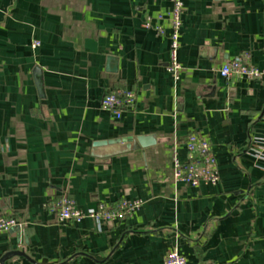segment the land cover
I'll use <instances>...</instances> for the list:
<instances>
[{
	"label": "crops",
	"instance_id": "crops-1",
	"mask_svg": "<svg viewBox=\"0 0 264 264\" xmlns=\"http://www.w3.org/2000/svg\"><path fill=\"white\" fill-rule=\"evenodd\" d=\"M183 2L175 81L160 19L173 0H0V214L24 223L0 232V264H164L174 247L191 264H264V161L251 153L264 147V78L219 73L244 52L264 69V0ZM117 87L137 94L119 118L100 106ZM191 132L210 140L217 184L175 182ZM129 136L154 143L94 155ZM64 194L83 210L142 204L75 223L50 209ZM11 251L25 256L1 261Z\"/></svg>",
	"mask_w": 264,
	"mask_h": 264
},
{
	"label": "built area",
	"instance_id": "built-area-1",
	"mask_svg": "<svg viewBox=\"0 0 264 264\" xmlns=\"http://www.w3.org/2000/svg\"><path fill=\"white\" fill-rule=\"evenodd\" d=\"M183 13V0H173L171 10L166 15H160V19L167 17L170 21V49L166 70L175 81L180 79L183 69L179 59ZM145 27H152L150 18L145 22ZM155 29L160 35L165 33V29L161 25H156ZM39 45V40L33 41V47H38ZM219 73L226 79L234 75L256 80L264 78V69L251 62L249 52H244L226 61L219 68ZM136 100L137 94L134 90L117 87L103 96L100 106L119 118L123 112L135 108ZM185 143L187 149L186 160L181 161L177 157L174 159L173 178L175 182H185L192 186L217 184L220 182L221 176L217 169V158L210 140L202 134L191 132L188 134ZM251 153L256 161H264V147L252 148ZM141 204V200L121 199L114 203L99 202L96 206L83 210L77 206L76 201L71 196L64 194L50 203V209L57 213L60 221L80 223L88 217L101 223L103 221H114L131 216L139 209ZM23 225L24 223L14 216L0 214V232L14 228L21 229ZM164 264L191 263L177 247H174L168 251Z\"/></svg>",
	"mask_w": 264,
	"mask_h": 264
},
{
	"label": "water",
	"instance_id": "water-1",
	"mask_svg": "<svg viewBox=\"0 0 264 264\" xmlns=\"http://www.w3.org/2000/svg\"><path fill=\"white\" fill-rule=\"evenodd\" d=\"M38 70H39V68H36V71H38ZM37 85H39L38 87H39V91L41 94L43 92L42 84L37 83ZM153 143H154V139L152 137H149V136H138L135 139H133L132 137L129 136V137L112 139V140L97 141L94 143L95 150L93 152H94V155H97L100 157H108L111 155L119 154L122 152H127V151L137 149V148H141V147L145 148V147H147ZM101 146H107V148L104 149L103 151L96 150V149H99V147H101ZM16 253L25 256V254L23 252L11 251V252H8L7 254H5L4 258H2L1 261H3L7 256L12 255V254H16Z\"/></svg>",
	"mask_w": 264,
	"mask_h": 264
}]
</instances>
